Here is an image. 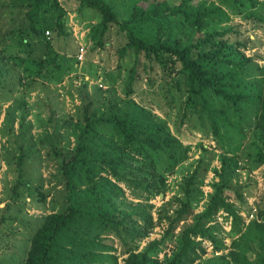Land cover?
Segmentation results:
<instances>
[{
	"label": "trees",
	"instance_id": "trees-1",
	"mask_svg": "<svg viewBox=\"0 0 264 264\" xmlns=\"http://www.w3.org/2000/svg\"><path fill=\"white\" fill-rule=\"evenodd\" d=\"M10 1L23 15L0 39L6 66L0 86L13 68L20 82L63 83L78 69L81 47L67 25L68 10L61 0ZM78 3L93 50L115 36L118 66L130 60L125 100L93 108L95 100L84 93L82 119H65L74 123L75 144L53 149L64 200L32 235L23 264H119L120 257L124 264H264V197L254 207L250 179L238 178L243 169L264 166V77L242 78L255 56L246 53L250 39L242 24L233 22L239 17L264 30V0ZM175 112L183 125L197 121L215 145L200 141L191 159L192 146L168 126ZM251 129L253 145L247 142ZM188 161L166 200L167 174ZM210 172L217 180L206 195ZM22 177L15 200L22 196ZM243 212L254 216L246 222ZM220 214L231 220V248L208 259L206 242L215 252L226 249L218 235L224 231ZM158 222L165 225L162 236L142 246Z\"/></svg>",
	"mask_w": 264,
	"mask_h": 264
},
{
	"label": "rangeland",
	"instance_id": "rangeland-1",
	"mask_svg": "<svg viewBox=\"0 0 264 264\" xmlns=\"http://www.w3.org/2000/svg\"><path fill=\"white\" fill-rule=\"evenodd\" d=\"M134 3L138 0H127ZM199 0H194L197 3ZM68 10L67 25L79 44H84L83 59L79 60L77 70L72 71L64 82L58 85L47 84L42 81L24 82L19 78L18 71L11 69L3 76L5 85L0 88V264H23L31 245V238L41 225L46 215L57 211L64 200L63 188L57 181L58 162L53 153L54 147L63 149L73 147L76 132L74 123H67L66 118L76 122L82 119L84 93H89L95 100V106H101L102 101L120 103L125 100L124 85L126 68L130 65L127 58L123 67L118 66L116 54V37L104 49L93 50L94 43L89 36V20L77 11L79 0H61ZM21 8L12 4L10 0H0V39L12 28L20 25ZM234 18V17H233ZM234 23H241L242 30L248 35L250 41L246 53L255 56L253 69L244 72L242 78L250 81L264 77V30L255 29L250 23L241 18L233 19ZM5 68L0 61V68ZM8 69V68H7ZM7 72V70H5ZM24 83V84H23ZM132 105V104H131ZM106 106L101 107L104 110ZM155 112L163 118L158 110ZM53 117V118H52ZM168 126L174 133H179L186 145H191L192 158L198 157L197 144L200 141L208 145H215L212 136H206L200 130L197 121L195 124H182L176 117L168 120ZM253 129V128H252ZM249 130L247 142L253 145L255 132ZM108 130H111L108 128ZM180 130V132H179ZM23 155L24 161L20 162ZM188 162L180 164L173 172L167 174L171 190L166 200L176 191L181 177L189 170ZM215 161L214 165L219 166ZM22 172V196L15 200L14 187L20 179ZM240 182L251 181L252 195L249 198L254 207L264 197V166L249 170L243 169L239 175ZM217 180L210 172L203 189L207 195L212 191L211 183ZM41 192L45 196H41ZM206 201V196L205 200ZM200 203L197 210L203 208ZM157 206L162 204L160 197L155 200ZM254 211H256L254 209ZM246 222L251 216L242 213ZM155 218L157 213L154 212ZM224 231L219 232L226 249L215 252L211 243L206 242L208 253L205 258L214 259L222 252L227 253L231 248L232 238L228 235L231 230V220L225 214L218 216ZM165 225L158 222L151 235L142 242L145 246L150 240L160 238ZM172 245L164 246L165 253L171 252ZM124 264L123 257L120 263Z\"/></svg>",
	"mask_w": 264,
	"mask_h": 264
},
{
	"label": "built area",
	"instance_id": "built-area-1",
	"mask_svg": "<svg viewBox=\"0 0 264 264\" xmlns=\"http://www.w3.org/2000/svg\"><path fill=\"white\" fill-rule=\"evenodd\" d=\"M48 34V32H47ZM84 44H81V47H80V51H79V54H78V58L79 60H82L83 59V55H84ZM251 218L254 216L253 214L250 215Z\"/></svg>",
	"mask_w": 264,
	"mask_h": 264
},
{
	"label": "water",
	"instance_id": "water-1",
	"mask_svg": "<svg viewBox=\"0 0 264 264\" xmlns=\"http://www.w3.org/2000/svg\"><path fill=\"white\" fill-rule=\"evenodd\" d=\"M160 198H161V199L164 198V194H161V195H160Z\"/></svg>",
	"mask_w": 264,
	"mask_h": 264
},
{
	"label": "crops",
	"instance_id": "crops-1",
	"mask_svg": "<svg viewBox=\"0 0 264 264\" xmlns=\"http://www.w3.org/2000/svg\"><path fill=\"white\" fill-rule=\"evenodd\" d=\"M221 215V214H220Z\"/></svg>",
	"mask_w": 264,
	"mask_h": 264
}]
</instances>
